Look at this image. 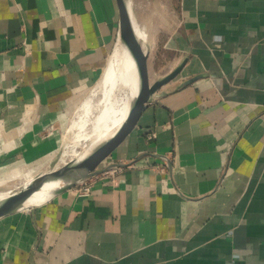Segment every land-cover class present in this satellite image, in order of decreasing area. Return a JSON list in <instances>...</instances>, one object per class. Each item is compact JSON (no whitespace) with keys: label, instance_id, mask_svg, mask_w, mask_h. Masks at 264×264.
<instances>
[{"label":"crops","instance_id":"1","mask_svg":"<svg viewBox=\"0 0 264 264\" xmlns=\"http://www.w3.org/2000/svg\"><path fill=\"white\" fill-rule=\"evenodd\" d=\"M177 9L150 82L187 62L100 168L124 166L0 217V264H264V0ZM117 37L115 0H0V170L54 150Z\"/></svg>","mask_w":264,"mask_h":264},{"label":"water","instance_id":"2","mask_svg":"<svg viewBox=\"0 0 264 264\" xmlns=\"http://www.w3.org/2000/svg\"><path fill=\"white\" fill-rule=\"evenodd\" d=\"M115 2L118 11L119 40L133 60L137 72L136 92L127 118L119 125L110 138L99 144L83 158L72 159L60 167H52L44 173H37L27 182L10 191L7 196L0 199V217L31 208L25 203L41 191L46 184H56L55 187L49 190L50 196L47 198L49 200L51 197L69 190L81 181L90 179L113 167L124 166V164L116 163L100 168V165L136 126L147 102L153 97L155 92L175 79L183 70L187 58H183L175 68L161 78L150 82L147 68L149 48L147 44L143 43L144 41H140L136 37L131 18L133 15L131 6L128 7V0H115ZM199 77L200 75L189 78L184 82V85L192 83Z\"/></svg>","mask_w":264,"mask_h":264},{"label":"rangeland","instance_id":"3","mask_svg":"<svg viewBox=\"0 0 264 264\" xmlns=\"http://www.w3.org/2000/svg\"><path fill=\"white\" fill-rule=\"evenodd\" d=\"M177 8L178 0H131L133 16L139 25L140 32L144 39L143 43L147 44L148 48L149 46L151 47V45H161L173 31L175 27V18L178 15ZM88 92L72 103L66 105L58 113L57 119L45 127L40 133L41 138L48 137V135L54 136L56 147L53 151L49 152L48 155L44 156L37 162L26 165H13L0 170L1 190L12 191L21 186L33 173H44L52 167H60L61 165L58 166L57 164L59 163L64 145L66 142L75 139L74 136L76 135V132L79 142L74 150L78 153L82 152L83 154H86L88 149L96 140H98L100 133H102L107 126V106L101 103L100 95H97L92 102L88 103L89 106H92V110L86 114L87 117H85L86 115L79 110L81 104L87 102L86 95ZM79 125H82L83 128ZM95 126L96 128L94 132L89 134ZM75 130H78L79 132ZM85 133L87 134L86 136ZM15 138L16 135L14 139ZM14 139L13 142H11L12 146L15 145V141L17 140ZM83 140L84 142L81 143ZM9 145V142L1 144L0 153L10 151L11 149L9 148ZM102 165L103 163L100 167Z\"/></svg>","mask_w":264,"mask_h":264},{"label":"bare ground","instance_id":"4","mask_svg":"<svg viewBox=\"0 0 264 264\" xmlns=\"http://www.w3.org/2000/svg\"><path fill=\"white\" fill-rule=\"evenodd\" d=\"M130 6H131V0H128V7ZM131 18H132L136 37L138 38V40L144 41L142 34L140 32L139 25L135 21L133 15L131 16ZM136 79H137V72H136L135 64L131 59L130 55L128 54V52L126 51L125 47L121 44L118 36L113 46V50L111 51V54L108 58L105 68L103 69L102 73L100 74V77L98 78L94 86L89 90L88 94L86 95L87 102L81 104V106L79 107V110L86 115L92 110V106H89L88 103L92 102V100H94V98L97 95H100L101 103L107 106V110H106L107 126L104 128L102 133H100L98 140H96L93 143V145L88 149L86 154H83L82 152L81 154L74 150V148L77 146L79 142L76 132V135L74 136L75 139L73 138L74 139L73 141H69L65 143L64 149L61 152L59 163L58 164L56 163L58 166L72 159L78 160L83 158L84 156L89 154L94 148H96L99 144H101L102 142H104L105 140H107L112 136V134L117 130L119 125L127 118L130 112L132 99L135 95L136 87H137ZM85 117H87V115ZM82 125L79 126L83 128ZM95 128L96 126L92 129V131L89 134H92ZM86 135L87 134L85 133V136ZM82 142H84V140L81 141V143ZM36 174L37 172L33 173L28 179H26L25 182H27L30 178H32ZM55 186L56 184L44 185L41 191H39L33 197H31L25 204L32 206L34 204L46 200L50 196L49 193L50 188ZM9 193L10 191H4L0 189V199L4 198Z\"/></svg>","mask_w":264,"mask_h":264},{"label":"built area","instance_id":"5","mask_svg":"<svg viewBox=\"0 0 264 264\" xmlns=\"http://www.w3.org/2000/svg\"><path fill=\"white\" fill-rule=\"evenodd\" d=\"M90 188H91L90 179H87L75 184L70 189H72L74 191V194L76 195L85 196L89 194Z\"/></svg>","mask_w":264,"mask_h":264}]
</instances>
